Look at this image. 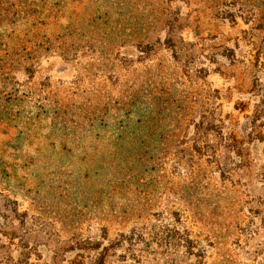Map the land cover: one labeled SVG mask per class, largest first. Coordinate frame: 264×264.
<instances>
[{"label": "rangeland", "instance_id": "obj_1", "mask_svg": "<svg viewBox=\"0 0 264 264\" xmlns=\"http://www.w3.org/2000/svg\"><path fill=\"white\" fill-rule=\"evenodd\" d=\"M7 11L0 94L37 93L0 102V264H264V0H0ZM11 32L41 50L23 57L33 77L4 74ZM170 32L180 59L145 49ZM93 60L81 87L101 83L103 108L64 133L50 100Z\"/></svg>", "mask_w": 264, "mask_h": 264}, {"label": "trees", "instance_id": "obj_2", "mask_svg": "<svg viewBox=\"0 0 264 264\" xmlns=\"http://www.w3.org/2000/svg\"><path fill=\"white\" fill-rule=\"evenodd\" d=\"M0 14H4V12H0ZM10 15L11 14L9 13V11H7V13L4 15L5 17L0 19V22L2 21L12 22L13 21L14 23V20L10 18ZM25 21H26L25 23L26 28L24 30V37H27V36H30L32 32L34 31V28H33L29 32V27L31 23L29 20L28 13L26 14ZM14 32H11L8 35V39H11V40L7 41L6 44L4 45L6 46V48L4 49L5 56L9 58V63L7 66H11L10 70L4 71V74L11 75L10 72L15 71V66H16L17 69H22V72L27 74L29 77H33L34 72H35L34 64L28 63V62L26 63L23 57L27 55H35V57H39V55L41 56L40 54L41 50L38 46H34V44H28L25 38L20 41L15 40L16 36ZM68 42L69 41L61 44L60 46H57L56 48L58 49V52L60 50V55L65 60L70 62L72 61L73 58H75L74 55H77L80 47L79 46L74 47V44L72 42L71 43H68ZM154 43H160L164 48H166L167 50L171 52V55L175 57V59H180V55L178 52L179 51L178 43L177 41L174 40L172 36V32L167 34L164 39L156 38L153 44L152 43L150 45L146 44L147 46L145 49L148 52L152 51L154 48L153 47ZM44 51H46L45 53H48L50 50L44 49ZM14 56H17L16 60L13 59ZM92 62L93 63L85 64V66L83 67H79L78 70L80 72V77L78 78L77 76V79H75V83L73 85L68 86L66 83L62 82L61 86H56V87H59L58 89L55 87L56 89L54 90L53 97L52 98L50 97L52 101L50 100L49 107L52 108V112H53L52 115L54 119L53 123L56 124V126H58L60 122L66 123L64 125L65 130L62 129L64 133L67 132V134H76V133L82 134V133L87 132L89 124L87 125L86 122H88V119H90V115H93L94 116L93 118H95L96 112L101 111V109L103 108V94H102V88L100 87L101 83L96 84L95 82L94 84H90L88 88L81 87L82 86L81 81L85 79L86 75L91 76L93 74V71H95V68L96 70H100V63L98 65L96 61L93 60ZM102 64L103 63H101V66L104 65ZM29 83L30 82L25 83V86H24L25 90H23L22 92V94H24L23 97L21 95L20 97L17 95L16 92H20L18 88H14L13 90L14 92L13 91L7 92L6 93L7 96H2V94H0L1 104L5 100L8 101L7 103L8 106L13 105L14 102L20 103L23 101V104H25L26 102L29 103L30 102L29 99L31 97L30 94L37 93L36 86L30 85ZM107 85H110L111 88H113L116 85V82H112L111 84L107 83ZM43 89L44 88L42 87L40 93H43L45 91ZM40 93H38V96L41 95ZM108 99L109 100L106 103L107 104L106 106L111 107V108L114 107L115 101L113 103L111 98H108ZM42 100L44 99L41 98V102L38 100L37 102L38 107H42V108L46 107V103L48 102H42ZM8 106H6V108L7 110H10ZM8 117L10 119L13 118L12 116H8ZM28 120H29V117L26 116V121H25L26 129H27V125H29ZM69 123H72L71 124L72 128H69L71 132L67 130ZM91 127H93V124L91 125ZM195 127H197V125ZM169 145L177 146L178 144L172 142Z\"/></svg>", "mask_w": 264, "mask_h": 264}]
</instances>
